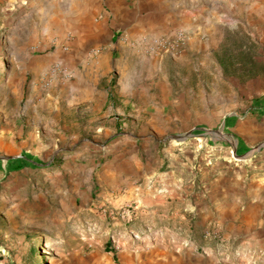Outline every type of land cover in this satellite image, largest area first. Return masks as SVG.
<instances>
[{
	"label": "rangeland",
	"instance_id": "1",
	"mask_svg": "<svg viewBox=\"0 0 264 264\" xmlns=\"http://www.w3.org/2000/svg\"><path fill=\"white\" fill-rule=\"evenodd\" d=\"M81 3L0 0V264H264V0H183L162 52L109 26L99 73Z\"/></svg>",
	"mask_w": 264,
	"mask_h": 264
},
{
	"label": "crops",
	"instance_id": "2",
	"mask_svg": "<svg viewBox=\"0 0 264 264\" xmlns=\"http://www.w3.org/2000/svg\"><path fill=\"white\" fill-rule=\"evenodd\" d=\"M183 4V0H82L79 8L72 13L74 14L73 20L79 30L78 38L83 37L89 40L87 44L85 43V48L89 44L95 45L96 43L102 51L97 64L91 67L99 73L101 64L106 61L107 56L114 49L113 42L109 43L108 41V38L114 35H110V33L113 30L117 33L121 28L123 29L122 32L126 34L124 37L126 41H122L123 46L128 47L130 45L151 52L161 51L162 47L155 44L156 40H169L173 37L176 28L184 26L191 28L194 26V22L197 23L194 18H198L199 12L190 8L193 6L192 4L187 3L186 7L184 5L183 8L176 11L177 7ZM207 6L210 4L208 3ZM189 20L191 24L184 23V21ZM109 26L112 31L109 30ZM181 45L185 46L186 44L182 43ZM137 50L135 49V51ZM83 82L85 80L81 77L78 86ZM111 87H115V85L108 84V88ZM118 95L120 94L118 93ZM122 102L126 101L119 96L113 100L115 105ZM110 103L113 105L112 102ZM123 108L125 110L126 105H123ZM114 110L117 113L116 116L120 118V115L125 113L122 111V107L121 109L115 107ZM252 215L249 213L247 218L241 220L243 223L235 224L238 227L235 228L244 229L246 232L256 231L257 237H263L264 218L259 219L260 223L256 224L259 220H253ZM255 215L259 216L258 212ZM124 261L120 264H123ZM125 263L128 264L126 261Z\"/></svg>",
	"mask_w": 264,
	"mask_h": 264
},
{
	"label": "built area",
	"instance_id": "3",
	"mask_svg": "<svg viewBox=\"0 0 264 264\" xmlns=\"http://www.w3.org/2000/svg\"><path fill=\"white\" fill-rule=\"evenodd\" d=\"M188 39V34L183 30H177L174 32V35L169 40H156L155 44L159 47H165V48H177L178 44L182 41H185ZM100 51V48H96L94 50V53H98Z\"/></svg>",
	"mask_w": 264,
	"mask_h": 264
},
{
	"label": "trees",
	"instance_id": "4",
	"mask_svg": "<svg viewBox=\"0 0 264 264\" xmlns=\"http://www.w3.org/2000/svg\"><path fill=\"white\" fill-rule=\"evenodd\" d=\"M264 103V102H263Z\"/></svg>",
	"mask_w": 264,
	"mask_h": 264
}]
</instances>
